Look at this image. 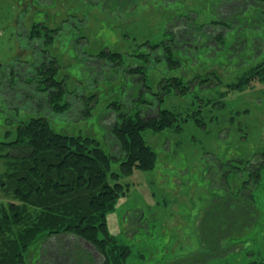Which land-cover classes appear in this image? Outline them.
Segmentation results:
<instances>
[{"label":"rangeland","instance_id":"1","mask_svg":"<svg viewBox=\"0 0 264 264\" xmlns=\"http://www.w3.org/2000/svg\"><path fill=\"white\" fill-rule=\"evenodd\" d=\"M261 4L257 0H0V141L17 121L41 114L49 117L56 129L95 138L116 155L118 146L109 131L112 112L107 104L122 100L124 91L131 90L133 79L128 68L137 61L134 55L144 57L141 62L151 65L146 78L152 92H159L161 78L177 76L187 82L196 73L204 75L215 70L221 84L212 87L211 82L184 96L170 90L161 101V108L178 115L179 128L172 124L162 130H143L146 143L157 156L155 167L134 168L121 176L128 189L106 213V223L113 240L129 247L123 258L117 256L124 264H203L204 258V264H245V222L241 221L243 229L233 232L222 226L240 211H235L237 206L230 199L220 212L224 198L238 194L243 187L244 166L239 165L225 186L221 185L224 171L229 167L233 170L236 159H254L264 151V81L253 80L243 89L225 85L236 82L264 57ZM239 6L244 8V13L238 15H243L242 25L227 22L226 27L223 22L213 21L209 29L221 30L219 41L225 47L246 39L244 51L239 43L233 51L214 54L220 45L211 36L197 38V27L217 19L221 11L229 12L224 16L232 18L231 12ZM33 22L54 29L48 55L41 42L36 44L30 39ZM169 41L172 57L184 60V65L173 69L164 66L168 55L161 43L166 47ZM254 44L252 50L245 49ZM101 50L117 51L122 57L105 59L97 55ZM50 55L60 64L57 77H67V99L71 104L63 113L47 111L46 104L40 108V100L36 101L38 69L34 67ZM90 95L94 106L89 115H83L79 109L85 111L87 106L80 102ZM145 97L148 103L134 102L131 106L127 99V106L148 117L153 115L156 101L150 92ZM199 111L202 125L194 122L195 112ZM112 166L117 170L118 161ZM5 168L6 160L0 157V176ZM8 198L11 194L0 190V203ZM209 205L211 208L203 211ZM201 212L208 213L207 221L205 216L199 218ZM221 230L227 234L220 241L225 248L220 250L217 242L213 255L204 253L203 233L215 235L214 231ZM262 230L263 226L249 233V248ZM52 243H57L55 252L49 251ZM42 247L30 245L25 251V264H103L107 248L102 253L71 234L52 236ZM259 247L260 253L250 257L264 262L262 241ZM60 252H64L65 261H54L53 253ZM223 252L229 255L220 259L217 255ZM210 255L213 258L208 259ZM48 259L54 263H46Z\"/></svg>","mask_w":264,"mask_h":264},{"label":"trees","instance_id":"2","mask_svg":"<svg viewBox=\"0 0 264 264\" xmlns=\"http://www.w3.org/2000/svg\"><path fill=\"white\" fill-rule=\"evenodd\" d=\"M257 1L262 3L264 9V1ZM235 9L231 12L232 18L228 19L224 16L229 12L221 11L215 16L217 19L199 25L197 32L194 33L197 38L204 36L207 39L211 36L213 41L220 45L213 50L214 54L230 49L233 51L239 43H242L243 51L244 44L246 47V39H242V42L236 40V43L230 47H225L219 41L222 36L221 30L209 29L211 24H214L213 21L223 22L226 27L227 22L242 25L243 15L240 17L238 15L244 13V8L239 6ZM53 31L54 29H47L43 22H33L30 29V39L36 41V44L41 42L44 45L42 50L46 51L47 55L48 46L54 36ZM41 36L43 37L40 38ZM171 42L173 43V40ZM171 42L169 41L166 47L163 43L161 46L169 56H166L168 61L164 66L173 69L184 65V60L172 57ZM255 46L256 44L247 46L245 49L252 50ZM97 55L111 60L122 57L121 53L111 50H101ZM133 57L137 61L134 62V66L128 68L129 76L133 79L131 90L124 91L122 100H112L107 104L112 112L109 131L117 143L118 154H110L95 138L56 129L49 117L41 114L19 120L12 131H5V138L0 141V157L6 160V168L0 176V190L3 189L5 195L10 193L11 198L0 203V264H25V251L30 245L40 244L42 247L44 242L59 234H71L82 238L102 253L107 247L103 253V264H114L113 262L124 264L123 260L117 259L123 258L129 247L119 245L113 240V235L107 227L106 213L114 207L119 197L126 194L128 187L121 182V176L127 175L134 168L150 170L155 167L157 156L146 143L143 130H162L178 121L179 117L174 111L160 107L161 101L168 92L172 91L176 95L184 96L196 87L209 86L211 82L212 87L221 84L217 72L212 70L204 75L196 73L193 79L187 82L177 76L161 78L158 85L159 92H152L146 78L147 69L151 65L141 62L144 57L137 58L136 55ZM59 66L57 59L50 55L44 57L40 66L34 67L38 69L34 84V91L39 94L36 101L40 100L38 103L40 108L46 104V110L50 109L55 113L65 112L71 104L67 99V77H57ZM253 80L264 81V57L252 64L236 82L225 86L230 89H243L250 87ZM146 92H150L156 101V109L153 115L148 117L141 115L139 110L131 109V106L135 105L134 102H149L145 97ZM127 99L131 102V106H127ZM93 100L90 95L80 102L86 104L85 111L80 110L78 104L75 107L83 115H89L94 106ZM201 114L202 111L195 112L194 122L197 125H202ZM177 124L175 127L179 128ZM236 160L235 165H232L233 170L229 167L224 171V181L221 186H225L228 176L239 169V165L244 166L246 179L242 182L241 187H243L238 194L224 198L225 204H222L224 207L220 208L222 210L220 212H224L230 199L231 204L237 206L235 211L240 212L231 215L230 223L222 226L233 232L243 229L244 225L241 221L245 222V264H264L262 259L250 257L252 254L260 253L259 242L264 243V222H262L264 220V151L257 154L254 159ZM114 161H118L117 170L112 166ZM210 208L211 205L203 211ZM204 213H200V219L202 216L206 218L208 213L206 215ZM207 220L208 217L205 221ZM261 226H263L261 235L249 248L252 244L248 239L249 233H254ZM225 232V230L218 233L214 231L215 235L203 233L205 237L202 236L204 237L202 243H205L207 249L204 253H215L217 242L219 249L223 250L225 247L220 245V241L227 236ZM56 244L52 243L48 247L49 251L55 252ZM64 252L53 253L54 261L56 258L65 261L62 255ZM113 253L116 254L112 255ZM224 253L217 256L222 259L229 255ZM212 255L208 259L213 258ZM66 258L69 260L70 256ZM203 260L204 264L207 258ZM54 261L48 259L46 263H54Z\"/></svg>","mask_w":264,"mask_h":264}]
</instances>
